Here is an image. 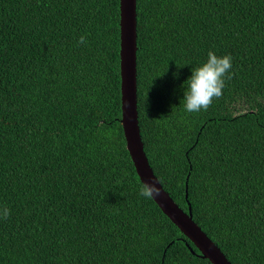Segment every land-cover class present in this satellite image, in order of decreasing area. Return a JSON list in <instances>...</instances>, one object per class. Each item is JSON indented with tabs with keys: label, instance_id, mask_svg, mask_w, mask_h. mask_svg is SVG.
<instances>
[{
	"label": "trees",
	"instance_id": "obj_1",
	"mask_svg": "<svg viewBox=\"0 0 264 264\" xmlns=\"http://www.w3.org/2000/svg\"><path fill=\"white\" fill-rule=\"evenodd\" d=\"M137 30L156 176L232 264H264V0H137ZM120 42V0H0V264H213L140 195ZM209 51L232 78L189 113Z\"/></svg>",
	"mask_w": 264,
	"mask_h": 264
},
{
	"label": "water",
	"instance_id": "obj_2",
	"mask_svg": "<svg viewBox=\"0 0 264 264\" xmlns=\"http://www.w3.org/2000/svg\"><path fill=\"white\" fill-rule=\"evenodd\" d=\"M120 41L121 123L128 150L141 182H159L157 183V187L160 188V195L156 196L153 200L181 232L193 242L194 246L199 250V253H197L193 248H190L194 254L210 260L213 264H232L219 246L195 222L192 206L186 212L164 188L156 176L144 150L138 110L137 0H120ZM186 197H188V193Z\"/></svg>",
	"mask_w": 264,
	"mask_h": 264
},
{
	"label": "clouds",
	"instance_id": "obj_3",
	"mask_svg": "<svg viewBox=\"0 0 264 264\" xmlns=\"http://www.w3.org/2000/svg\"><path fill=\"white\" fill-rule=\"evenodd\" d=\"M78 43H86V38L81 36ZM207 61L200 67L192 69V75L185 82L184 107L189 113L207 111L214 98L219 99L223 95L225 81L232 78V56L227 54L218 56L213 51L207 54ZM156 182L143 183L140 195L147 199H154L160 195V188ZM10 209L4 207L0 210V219H8Z\"/></svg>",
	"mask_w": 264,
	"mask_h": 264
}]
</instances>
